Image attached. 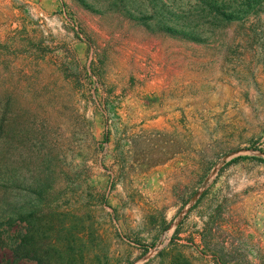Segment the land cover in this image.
<instances>
[{"label": "rangeland", "instance_id": "374dc122", "mask_svg": "<svg viewBox=\"0 0 264 264\" xmlns=\"http://www.w3.org/2000/svg\"><path fill=\"white\" fill-rule=\"evenodd\" d=\"M0 264H264V0H0Z\"/></svg>", "mask_w": 264, "mask_h": 264}]
</instances>
